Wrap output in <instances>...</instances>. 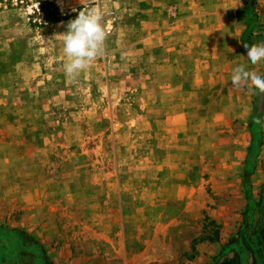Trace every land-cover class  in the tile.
<instances>
[{
	"label": "rangeland",
	"instance_id": "obj_1",
	"mask_svg": "<svg viewBox=\"0 0 264 264\" xmlns=\"http://www.w3.org/2000/svg\"><path fill=\"white\" fill-rule=\"evenodd\" d=\"M141 1L0 0V186L39 212L34 235L0 230L4 264H31L38 241L178 243L184 217L196 231L183 243H212L243 213L261 238L264 0L237 7L245 53L214 58L185 121L146 87L140 46L155 31L140 16L174 18V6Z\"/></svg>",
	"mask_w": 264,
	"mask_h": 264
},
{
	"label": "crops",
	"instance_id": "obj_2",
	"mask_svg": "<svg viewBox=\"0 0 264 264\" xmlns=\"http://www.w3.org/2000/svg\"><path fill=\"white\" fill-rule=\"evenodd\" d=\"M243 1L195 0L189 6L179 0H146L147 4L141 1V9L148 12L152 9V12L162 13L161 10L171 6L175 9L174 18L163 14L154 16L153 13L140 16L143 23L151 25L150 30H155L147 32L140 43L151 59L148 72H155L151 73L155 82H146V87L162 89L158 91L161 93L158 97L161 99L162 96V102L167 105L163 111L174 115H167V119H191L196 89L207 86L214 58L219 65L225 56H235V51L237 56L245 53L240 44V33L236 31V9ZM150 2L155 6H149ZM218 70L222 69L218 66ZM2 183L6 182L0 178ZM32 199L35 198H23L21 193L10 196L0 186V230L27 231L30 235L39 232L36 230L39 212L36 202H30ZM11 200L16 203L12 204ZM25 206H29L28 213H25ZM219 214L217 218H221L222 226L228 225L229 216H224L223 209ZM241 216L244 225L236 224L235 229L227 227L226 234L212 243H183L182 237L196 231L194 227L186 226L190 222L184 217L180 218L177 229L178 243H160L159 240L157 243L38 241L35 247H28L23 253L26 257L23 260L31 264H264V251L262 256L260 244L249 232L253 215L243 213ZM193 238L191 236L189 242ZM16 241L18 244L23 242L20 237ZM8 252L10 254V250ZM1 256L0 264H4Z\"/></svg>",
	"mask_w": 264,
	"mask_h": 264
},
{
	"label": "flooded vegetation",
	"instance_id": "obj_3",
	"mask_svg": "<svg viewBox=\"0 0 264 264\" xmlns=\"http://www.w3.org/2000/svg\"><path fill=\"white\" fill-rule=\"evenodd\" d=\"M261 217H264V214L261 215ZM255 240L257 241V243L260 244V246H261V247H260V248H261L260 251H261L262 256H263V251H262V250H263V243L261 242L262 239L260 238V236H259V238H258V236H257V237L255 238Z\"/></svg>",
	"mask_w": 264,
	"mask_h": 264
},
{
	"label": "water",
	"instance_id": "obj_4",
	"mask_svg": "<svg viewBox=\"0 0 264 264\" xmlns=\"http://www.w3.org/2000/svg\"><path fill=\"white\" fill-rule=\"evenodd\" d=\"M264 230L261 232V239H262V243H263V251H264V235H263Z\"/></svg>",
	"mask_w": 264,
	"mask_h": 264
}]
</instances>
